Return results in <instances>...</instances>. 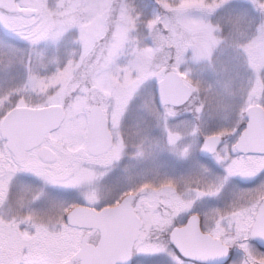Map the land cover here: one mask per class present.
Returning <instances> with one entry per match:
<instances>
[{
  "label": "snow or ice",
  "instance_id": "obj_1",
  "mask_svg": "<svg viewBox=\"0 0 264 264\" xmlns=\"http://www.w3.org/2000/svg\"><path fill=\"white\" fill-rule=\"evenodd\" d=\"M173 3L184 13L173 24L194 7L216 9L220 31L204 30L208 47L217 35L226 43L236 40L238 18L250 21L246 39L264 41V30L256 32L264 0ZM21 6L46 8L43 0H23ZM71 6L68 0L60 10ZM117 10L135 17L123 2ZM21 35L23 40L0 31V67L21 60L28 66L17 102L0 100V197L11 193L14 179L19 188L16 201L0 204V264H264V61L246 65L243 78L222 65L204 88L208 112L204 102L193 105L190 119L174 133L168 120L192 91L180 85L179 97L170 94L182 72L145 68L135 48L127 50L126 63L118 49L92 62L81 55L50 68L38 50L41 33ZM21 44L27 47L21 50ZM193 48L202 52L198 42ZM147 75L156 84L152 100L137 104ZM150 104L167 135L163 147L174 159L163 167L125 166L98 187L129 140L136 141V158H153L154 146L140 127ZM130 107L135 114L126 122ZM17 205L28 209L31 228L3 222ZM45 217L52 227L40 223Z\"/></svg>",
  "mask_w": 264,
  "mask_h": 264
},
{
  "label": "rangeland",
  "instance_id": "obj_2",
  "mask_svg": "<svg viewBox=\"0 0 264 264\" xmlns=\"http://www.w3.org/2000/svg\"><path fill=\"white\" fill-rule=\"evenodd\" d=\"M22 2L23 0H10L7 6L0 7V31L16 35L20 40H23L22 31L41 33L37 42L38 50L44 57V64L50 68L62 66L69 60L77 61L81 55L86 61L92 62L103 52L118 49L123 52L119 57L120 62L126 63L130 59L127 50L135 48L139 50L145 68H167L182 72V78L193 88L194 96L184 107L174 108L175 115L168 120V128L174 133L179 131V122L190 119L187 114L193 105L204 102L205 112H208L209 103L204 101V88L222 65L235 67L243 78L247 74L246 65L258 66L264 61V41L245 38L250 21L246 22L244 19L238 18L234 24L236 40L226 43L225 38L217 35L215 37L217 43L208 47L204 30L217 33L220 31L215 23V8L204 12L194 7L187 10L189 15L182 22L173 24V20L184 14L175 8L173 0H71L72 6L62 11L61 6L68 0H43L46 8L42 12L26 9L21 6ZM122 2L134 10V18L126 17L117 10V5ZM230 2L231 0H224V3ZM247 3L252 4L253 0H247ZM33 16H42L44 19L37 22L30 19ZM261 30H264V20L257 25L256 32L259 33ZM247 35L250 36L251 33ZM194 42L199 43L202 52L193 48ZM26 47V44L20 45L21 50ZM32 70H37V66L33 65ZM9 75L11 79L8 78ZM27 75L28 66L22 60L7 69L0 67V100L8 106L15 104L16 93L23 91ZM155 87L151 75H147L135 97V102L137 104L150 102ZM25 99L27 100V96ZM227 103L229 105L234 103L233 98L228 97ZM213 108L215 109L214 103ZM134 114V109L130 107L126 114V122ZM154 114L155 105L150 104L146 118L140 122L143 136L154 146L153 158L150 160L136 158V141L129 140V146L122 154V158L113 162L111 165L113 170L101 176L98 187L125 166L143 168L155 164L163 167L174 159L163 147L167 143V135ZM19 183L25 182L21 179ZM17 185L18 182L15 180L11 188L12 201H16L19 195ZM7 194L9 193L6 190L4 196L0 197V204L6 205ZM23 208L26 209L17 205L13 214L6 215L3 222L7 224L14 220L23 224L25 228H31L29 220L26 221L16 214ZM40 223L45 227L53 226V222L47 217Z\"/></svg>",
  "mask_w": 264,
  "mask_h": 264
},
{
  "label": "water",
  "instance_id": "obj_3",
  "mask_svg": "<svg viewBox=\"0 0 264 264\" xmlns=\"http://www.w3.org/2000/svg\"><path fill=\"white\" fill-rule=\"evenodd\" d=\"M7 3H8V0H0V7L6 6ZM180 85H183L185 88H190L192 90L191 91V95L186 98L187 102H189V100L193 96V89L191 88V86L187 85L183 81L182 77H179V84L172 83V84L169 85L170 94H172L173 96L179 97L181 95V93H182V89H181ZM185 104L178 105L177 107H181V106H183Z\"/></svg>",
  "mask_w": 264,
  "mask_h": 264
},
{
  "label": "flooded vegetation",
  "instance_id": "obj_4",
  "mask_svg": "<svg viewBox=\"0 0 264 264\" xmlns=\"http://www.w3.org/2000/svg\"><path fill=\"white\" fill-rule=\"evenodd\" d=\"M122 158V157H121ZM121 165V163L118 165V166H120ZM111 170H113V169H111ZM14 181L15 180H13L12 181V187H13V185H14ZM24 181V180H23ZM25 183H26V181H24ZM7 197H8V199L5 201V203L7 204V202H9V200H11L10 198H11V193L10 194H7ZM0 203H1V198H0ZM27 209V208H26ZM25 208H23L22 210L20 209L19 211L20 212H16V214H18V217H20V218H23V219H25L26 221H28L29 220V216H28V209L26 210Z\"/></svg>",
  "mask_w": 264,
  "mask_h": 264
}]
</instances>
